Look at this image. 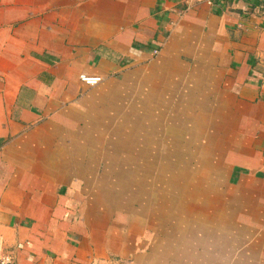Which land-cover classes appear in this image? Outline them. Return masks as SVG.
Returning <instances> with one entry per match:
<instances>
[{
	"label": "crops",
	"instance_id": "crops-1",
	"mask_svg": "<svg viewBox=\"0 0 264 264\" xmlns=\"http://www.w3.org/2000/svg\"><path fill=\"white\" fill-rule=\"evenodd\" d=\"M5 253L264 264V0H0Z\"/></svg>",
	"mask_w": 264,
	"mask_h": 264
},
{
	"label": "built area",
	"instance_id": "built-area-1",
	"mask_svg": "<svg viewBox=\"0 0 264 264\" xmlns=\"http://www.w3.org/2000/svg\"><path fill=\"white\" fill-rule=\"evenodd\" d=\"M199 1L206 2L211 5L214 3L215 0H199ZM80 79L87 85H97L102 80L100 76L88 75L86 73L81 74ZM0 264H16L15 258L10 253L1 254Z\"/></svg>",
	"mask_w": 264,
	"mask_h": 264
}]
</instances>
